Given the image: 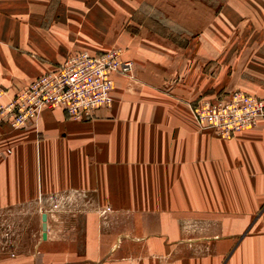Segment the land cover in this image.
Instances as JSON below:
<instances>
[{"label":"crops","instance_id":"obj_1","mask_svg":"<svg viewBox=\"0 0 264 264\" xmlns=\"http://www.w3.org/2000/svg\"><path fill=\"white\" fill-rule=\"evenodd\" d=\"M8 23L0 18V105L70 56L104 52L69 54L58 23L49 33ZM209 62L223 72L207 73ZM236 89L264 100V0H227L187 53L135 48L134 78L116 75L113 104L89 121L58 108L22 128L1 122L0 211L32 208L39 239L29 251L0 246V264H264V119L221 138L193 113L206 93ZM77 191L117 192L95 206L131 207L132 229L119 212L94 240L77 229L82 215L60 229L38 212L45 192ZM124 238L147 246L127 250Z\"/></svg>","mask_w":264,"mask_h":264},{"label":"rangeland","instance_id":"obj_2","mask_svg":"<svg viewBox=\"0 0 264 264\" xmlns=\"http://www.w3.org/2000/svg\"><path fill=\"white\" fill-rule=\"evenodd\" d=\"M226 1L0 0V18L9 22L12 29L16 24H25L31 26L35 33L38 31L49 33L58 23L65 30L61 34L67 37L60 44L65 45L64 48H71L69 54L84 49L92 52L117 51L122 59L132 60L135 74V48L139 50L148 48L151 53L158 56L163 48L189 52V48L195 44L196 37L207 25H210L212 18L215 14L217 16V11ZM223 65L209 62L204 68L207 73L216 77L223 72L221 69ZM57 66L58 64H55L48 72ZM1 91L5 93L2 88ZM230 93L232 92L227 93V90L206 93L199 102L223 99ZM110 193L106 192L98 196L97 192L84 191L54 194L45 192L44 197H40L39 200L44 205L37 210L48 212L51 224L60 229H68L67 227L71 225L72 220L69 217L82 215V223L77 229L84 231L87 238L92 236L94 240L95 236H102V233L108 229L111 220L115 227L119 225L116 219V214L119 215V212L123 213V231L131 230L132 223L129 219L131 207L95 206L96 198L106 197L115 202L114 199L118 197L117 192ZM133 194L135 191L128 192V195L123 197V202L126 198H133ZM30 209L32 208L19 207L13 209L12 213L9 210L0 211L1 247H10L13 251L20 249L29 251L35 246L39 239L35 231L39 230L35 218L29 212ZM18 210L25 213L20 215ZM135 229L142 233L151 229L146 217L143 221L136 222ZM20 230L27 231L24 238H19ZM132 242L131 238H124L125 249L130 250L133 245L135 249L138 247L141 250L147 246L143 239H135Z\"/></svg>","mask_w":264,"mask_h":264},{"label":"built area","instance_id":"obj_3","mask_svg":"<svg viewBox=\"0 0 264 264\" xmlns=\"http://www.w3.org/2000/svg\"><path fill=\"white\" fill-rule=\"evenodd\" d=\"M116 75L134 78L132 60L122 59L117 51L76 53L0 105V123L22 128L38 122L44 110L58 108L75 121H89L113 104ZM193 113L201 128L230 138L264 119V100L237 90L223 99L202 100Z\"/></svg>","mask_w":264,"mask_h":264},{"label":"water","instance_id":"obj_4","mask_svg":"<svg viewBox=\"0 0 264 264\" xmlns=\"http://www.w3.org/2000/svg\"><path fill=\"white\" fill-rule=\"evenodd\" d=\"M47 220H48V215L47 213H44L42 216V221H43L42 229H43V239L45 240L47 239V230H48Z\"/></svg>","mask_w":264,"mask_h":264}]
</instances>
